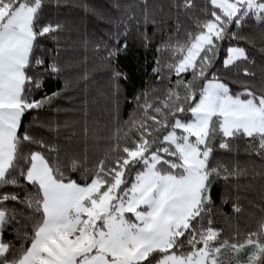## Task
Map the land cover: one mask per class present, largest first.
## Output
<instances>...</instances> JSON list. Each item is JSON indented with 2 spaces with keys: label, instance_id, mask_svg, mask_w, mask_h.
Wrapping results in <instances>:
<instances>
[{
  "label": "snow or ice",
  "instance_id": "snow-or-ice-1",
  "mask_svg": "<svg viewBox=\"0 0 264 264\" xmlns=\"http://www.w3.org/2000/svg\"><path fill=\"white\" fill-rule=\"evenodd\" d=\"M62 2L66 0H0V264H264V219L243 238L239 231L223 237L211 219L215 182L248 174V167L238 160L213 162L216 140L219 149L238 153L232 141L244 138L245 153L264 161V83L234 80L241 91L233 93L229 82L211 72L220 42L252 43L232 32L231 26L239 28L248 19L264 24V0H208L213 10L201 12L211 18H197L196 31L187 32L183 41L176 39L177 22L176 32L157 49L170 52L171 62L161 65L157 59L153 68L158 80L168 79L161 75L165 68L169 76L174 73L175 83L169 80L171 86L162 97L154 94L156 89L136 97L137 113L116 130L115 142L93 169L85 166L86 157L62 159L58 145L27 130L20 133L27 113L60 95L54 92L36 99L33 92L42 88L45 73L62 71L58 60L44 67V57L36 55L38 48L44 51L40 39L51 38L59 57L58 33L65 25L42 23V17L48 4L58 7ZM170 7L188 12L196 5L195 0H170ZM133 8L146 26L166 24L156 19L148 0H138L123 6L119 20L110 21L117 29L123 26L124 35L127 20L140 22ZM111 35L118 41L121 33ZM142 35L147 47L150 38ZM126 48L125 43L108 50L106 59ZM260 51L264 53V47ZM245 62L255 65L246 48H227L226 71L235 69L239 76ZM42 67L43 72L33 71ZM188 72L191 79L185 80L182 74ZM242 72L245 77L256 76L250 67ZM120 78L127 76L113 69L116 93ZM82 79H88L87 73ZM40 126L50 131L59 127ZM84 132L87 136V127ZM25 144L39 150L26 153ZM81 167L83 183L66 175ZM8 187L23 189V195L3 191ZM9 201L21 207H7ZM241 210L239 204L233 205L235 213ZM18 217L29 222L31 231L23 226L24 243L14 250L3 233L9 225H20ZM13 231L20 236L19 227ZM242 253H246L243 259Z\"/></svg>",
  "mask_w": 264,
  "mask_h": 264
},
{
  "label": "trees",
  "instance_id": "trees-1",
  "mask_svg": "<svg viewBox=\"0 0 264 264\" xmlns=\"http://www.w3.org/2000/svg\"><path fill=\"white\" fill-rule=\"evenodd\" d=\"M137 2L138 0H66L58 7L55 4H48L44 8L42 23L48 20L59 21L65 27L58 33L59 57L56 56L55 51L57 45L51 38L40 39V45L44 51L38 48L36 55L44 57V67L58 60L62 71L59 74L45 73L42 88L34 91L33 95L36 99L45 95L51 96L54 92H60V95L42 109L30 111L25 115L23 127L20 129L21 135L27 130L37 138H43L49 143L58 145L62 159L76 157L84 161L86 157L85 166L93 169L99 159L104 157L105 150L115 142L113 134L116 130L125 127L124 122L137 113L136 97L145 91L151 93L152 89L157 90L155 95L162 97L166 86H171L169 80L171 84L175 83L177 77L174 73L169 76L166 68L161 75L168 79L158 80L157 75L153 73V68L157 66V59L161 65L171 62L170 52H158L157 49L176 32L177 22L180 29L176 39L185 40L187 32L196 31L197 18L200 20L211 18L210 15L205 17L201 9L207 8L210 14L213 10L212 6L208 0H195L196 7L185 12L182 9L178 11L171 8L170 0H148L150 11L155 9L156 19L166 20V24L146 26L139 11L133 8L140 22L138 24L136 19L127 20L128 32L124 35V27L117 29L110 21L121 18L124 5ZM116 3L122 7L117 9L114 7ZM117 31L121 33L118 41L111 35ZM231 31L247 37L252 43L235 39L220 42V50L211 72H216L229 82L233 93L241 91L240 85L232 82L234 80H249L260 86L264 83V53L260 51L261 47H264V24H257L253 19H248L239 28L232 25ZM144 33L150 38L147 47L142 35ZM125 43L127 48L117 57L106 59L108 50L115 47L123 48ZM229 46L246 48L250 59L255 61V65L243 63L239 76L235 75V69L226 71L223 60ZM49 49L52 51H47ZM243 67H250L255 71V78L245 77L242 72ZM113 69L127 76V79L118 80L120 86L118 93L113 88ZM33 71L43 72L44 68ZM85 73L88 76L86 81L82 79ZM182 76L185 80H189L191 72ZM36 116L39 117L38 121L33 119ZM187 118L190 119L191 115L187 114ZM43 124H50L53 128L57 125L59 127L55 131H50L48 127L40 126ZM85 127L88 129L87 136L84 132ZM215 143L217 148L214 153V163L216 160L228 163L238 160L241 166L248 167V174L239 180L230 178L227 181L220 179L215 182L212 189L211 219L214 221V227L223 230V237L230 238L239 231L243 238L247 232L256 231L258 222L264 219V161L255 155L249 156L245 153L244 138L232 141V144L239 148L238 153L219 149V139ZM23 150L27 153L39 149L36 145L25 144ZM66 175L80 183H83L85 179L83 167L76 171H68ZM237 184L238 188L235 187ZM26 188L29 191L33 190L31 185H27ZM3 191H18L22 196L24 190L8 187ZM234 204L240 205L241 212L233 211ZM13 206L21 207L15 202H7V207ZM18 219L21 221L20 225H9L3 233L4 241L12 242L14 250L24 243L23 226L27 224V230L31 231L28 221L21 217ZM14 227L21 229L19 237L13 231ZM245 256L246 253L241 254L242 259Z\"/></svg>",
  "mask_w": 264,
  "mask_h": 264
},
{
  "label": "rangeland",
  "instance_id": "rangeland-1",
  "mask_svg": "<svg viewBox=\"0 0 264 264\" xmlns=\"http://www.w3.org/2000/svg\"><path fill=\"white\" fill-rule=\"evenodd\" d=\"M227 55V54H226Z\"/></svg>",
  "mask_w": 264,
  "mask_h": 264
}]
</instances>
